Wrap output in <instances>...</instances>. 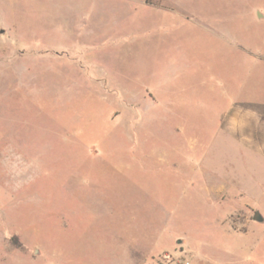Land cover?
Returning a JSON list of instances; mask_svg holds the SVG:
<instances>
[{
	"label": "rangeland",
	"instance_id": "1",
	"mask_svg": "<svg viewBox=\"0 0 264 264\" xmlns=\"http://www.w3.org/2000/svg\"><path fill=\"white\" fill-rule=\"evenodd\" d=\"M256 211L264 0H0V264H264Z\"/></svg>",
	"mask_w": 264,
	"mask_h": 264
},
{
	"label": "water",
	"instance_id": "2",
	"mask_svg": "<svg viewBox=\"0 0 264 264\" xmlns=\"http://www.w3.org/2000/svg\"><path fill=\"white\" fill-rule=\"evenodd\" d=\"M253 220L256 221V222H259V223H263L264 222V217L262 216V214L259 211H256L254 213Z\"/></svg>",
	"mask_w": 264,
	"mask_h": 264
},
{
	"label": "crops",
	"instance_id": "3",
	"mask_svg": "<svg viewBox=\"0 0 264 264\" xmlns=\"http://www.w3.org/2000/svg\"><path fill=\"white\" fill-rule=\"evenodd\" d=\"M63 258L64 260H67L65 255H63ZM16 259L18 260V256L16 257Z\"/></svg>",
	"mask_w": 264,
	"mask_h": 264
}]
</instances>
